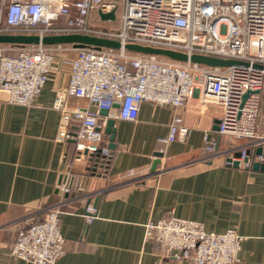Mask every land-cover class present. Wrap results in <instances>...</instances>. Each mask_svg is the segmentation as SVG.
<instances>
[{
    "label": "built area",
    "instance_id": "obj_1",
    "mask_svg": "<svg viewBox=\"0 0 264 264\" xmlns=\"http://www.w3.org/2000/svg\"><path fill=\"white\" fill-rule=\"evenodd\" d=\"M118 0H0V13L10 28L6 32H80L118 39L124 43L173 49L222 59L238 60L226 66H209L161 55L119 49H76L69 62L67 84L56 91L53 107L59 111L56 139L75 141L74 158L91 164L98 156L111 157L102 145L104 123L96 113L106 108L118 119L135 120L140 105L147 101L172 110L166 141H184L189 129L179 112L198 91L201 101L221 107L218 132L247 140L252 148L264 144L257 134V117L264 106V0H122L118 25ZM115 8L114 19H101L98 11ZM102 23L97 25L95 20ZM62 19L66 26H54ZM3 31V30H0ZM47 45H28L10 56L0 44V96L29 105L44 86L52 70L54 55ZM247 96L244 98V94ZM69 96L83 97L95 107L69 106ZM114 105L115 111H111ZM207 158L223 153L205 133ZM242 146L240 155H229L227 165L249 167L251 160L264 162V155L249 156ZM246 157V159H245ZM75 171L67 167L57 190L67 195L80 190ZM134 169L126 171L134 174ZM89 219L95 206L86 205ZM60 211L48 207L43 219L20 229L12 246L13 256L33 264L53 263L64 252L60 232ZM146 237L172 259L193 264H233L238 260L242 236L232 228L207 231L200 221L170 215L147 221Z\"/></svg>",
    "mask_w": 264,
    "mask_h": 264
},
{
    "label": "crops",
    "instance_id": "obj_2",
    "mask_svg": "<svg viewBox=\"0 0 264 264\" xmlns=\"http://www.w3.org/2000/svg\"><path fill=\"white\" fill-rule=\"evenodd\" d=\"M49 51L52 70L31 104L0 96V264H33L13 256L11 249L17 232L41 221L51 206L60 211L65 249L50 264H193L172 259L146 237L147 221L170 215L200 221L207 231L235 229L242 240L233 264H264V169L253 168L254 160L249 167L224 163L248 141L219 134L221 107L203 103L196 91L179 109L187 137L169 142L172 110L165 105L145 101L135 120L98 110L99 123L114 119L115 144L108 146L104 133L101 144L111 151L108 168L87 174L88 162L75 159L74 150L66 161L68 144L56 139L59 111L53 107L76 49L69 44ZM67 104L95 111L86 99L69 96ZM256 125L257 134L264 135V106ZM205 133L223 153L207 158ZM245 148L255 155V148ZM67 167L81 188L63 195L57 185ZM129 169L135 173L127 175ZM88 203L95 206L90 219Z\"/></svg>",
    "mask_w": 264,
    "mask_h": 264
},
{
    "label": "water",
    "instance_id": "obj_3",
    "mask_svg": "<svg viewBox=\"0 0 264 264\" xmlns=\"http://www.w3.org/2000/svg\"><path fill=\"white\" fill-rule=\"evenodd\" d=\"M101 19H114L115 18V8L109 12L98 11ZM0 44L8 45H17V46H26V45H57V44H70L74 49L81 48H90L93 50H100L102 48H113L119 49L123 47L124 49L141 53V54H150V55H161L171 59L176 60H187L188 58L197 63H202L209 66H226L232 63L239 62L238 60L233 59H222L218 57H212L203 54H187L176 51L173 49L154 47L148 45H142L139 43H124L122 44L118 39L102 37L92 34L80 33V32H63V33H28V32H6L0 31ZM247 96V93L244 94V98ZM99 113L104 116L108 115V110L106 108H100ZM219 120H217L216 127L218 129ZM104 133L109 135V144L108 146H114V119L112 117H107L104 125ZM255 154L264 155V144L257 146L255 148ZM240 152L235 153V156H239ZM246 159V157H245ZM159 159L153 162V167L156 165ZM232 165L238 166V161H233ZM253 168L264 169V162H253Z\"/></svg>",
    "mask_w": 264,
    "mask_h": 264
},
{
    "label": "trees",
    "instance_id": "obj_4",
    "mask_svg": "<svg viewBox=\"0 0 264 264\" xmlns=\"http://www.w3.org/2000/svg\"><path fill=\"white\" fill-rule=\"evenodd\" d=\"M53 24H54V26H59V27L66 26V22L62 19L55 20L53 22ZM7 28H10V30H12V31H19L17 29H11V27H9L5 23L4 17H2L0 19V30L4 31ZM2 45L6 47V50H7L6 54L10 55V56L18 55L21 51H24V50H26V48H28V45H26V46L6 45V44H2ZM63 45L68 46L69 44L47 45L46 47L48 48V50H50L52 47L55 48V47H59V46H63ZM72 97L85 99L83 97H76V96H72ZM67 144H68V149L66 151V156H65L66 161H68L70 159V157L72 156L73 150L75 148V141L68 140ZM110 159H111V157L110 158H106L104 156L96 157L94 159L93 163L91 164L90 173L101 174L104 170H106L108 168V165L110 163Z\"/></svg>",
    "mask_w": 264,
    "mask_h": 264
},
{
    "label": "rangeland",
    "instance_id": "obj_5",
    "mask_svg": "<svg viewBox=\"0 0 264 264\" xmlns=\"http://www.w3.org/2000/svg\"><path fill=\"white\" fill-rule=\"evenodd\" d=\"M118 8H117V11H116V20H115V22L112 24V25H118V23H119V16H120V12H121V5H122V0H118ZM95 23L97 24V25H102V24H104L105 26H107V25H110V23H102L99 19H97L96 18V20H95ZM4 51L6 52L7 50H6V47L4 46Z\"/></svg>",
    "mask_w": 264,
    "mask_h": 264
}]
</instances>
